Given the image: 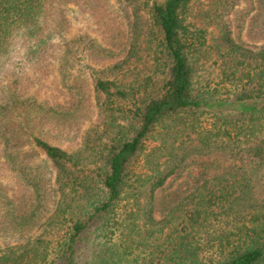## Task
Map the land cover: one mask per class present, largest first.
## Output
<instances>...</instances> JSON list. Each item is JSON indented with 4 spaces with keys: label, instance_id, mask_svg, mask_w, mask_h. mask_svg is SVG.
I'll use <instances>...</instances> for the list:
<instances>
[{
    "label": "trees",
    "instance_id": "1",
    "mask_svg": "<svg viewBox=\"0 0 264 264\" xmlns=\"http://www.w3.org/2000/svg\"><path fill=\"white\" fill-rule=\"evenodd\" d=\"M68 1L0 0V141L33 195L19 203L0 183V264H264V47L224 28L236 0L196 15L195 0L152 1L150 31L138 18L115 64L121 54L94 40L65 42L64 83L90 103V70L102 117L74 153L33 127H65L59 107L13 92L25 68L49 60ZM194 166L191 188L159 197Z\"/></svg>",
    "mask_w": 264,
    "mask_h": 264
},
{
    "label": "rangeland",
    "instance_id": "2",
    "mask_svg": "<svg viewBox=\"0 0 264 264\" xmlns=\"http://www.w3.org/2000/svg\"><path fill=\"white\" fill-rule=\"evenodd\" d=\"M155 0H70L65 5L64 26L55 32L51 40V47L47 61L42 64L32 65L24 70L20 64L15 65L13 71H24L17 80L13 92L25 99H30L36 105H49L58 109L64 115L65 127L46 129L37 123L33 125L36 133L53 145L59 146L69 153H74L83 145L86 136L102 125V117L96 104L93 91L95 75L86 69L85 76L90 77L89 90L91 91L90 103L84 99L73 100L69 85L64 83L65 77L60 72L61 63L56 58L62 52L65 42L78 37H86L94 40L102 49H108L121 57L114 61H125L130 54L132 41L135 39L137 19L142 22L143 32L147 33L151 28L148 4ZM164 2L165 0H158ZM208 0H195L192 13L199 10H208ZM191 17V21L201 25V16ZM224 28L231 33L236 42H242L254 48L264 47V0H236L235 4L223 12ZM196 20V21H195ZM135 63L134 61H129ZM95 72L103 71L108 64L88 63ZM111 64V65H112ZM13 75V74H12ZM110 79H112L110 77ZM13 81L6 79L7 85ZM12 88V86H11ZM0 141V183L8 191L9 195L19 203H28L32 200V191L28 189L18 173L9 166ZM33 156L34 162L41 164L48 172V163L42 153ZM54 172V170H53ZM202 173L198 166L190 168L177 180L173 186L165 189L160 196L167 197L174 191H186L191 188ZM54 175V173H53ZM18 203V204H19ZM24 210L29 205L23 204ZM50 214L44 216L47 217ZM43 219V220H44ZM42 230L36 229L33 235H39ZM3 235L0 232V253L6 248Z\"/></svg>",
    "mask_w": 264,
    "mask_h": 264
}]
</instances>
